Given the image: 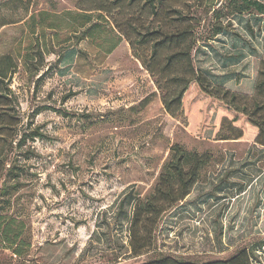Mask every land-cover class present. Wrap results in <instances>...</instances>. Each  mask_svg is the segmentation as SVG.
<instances>
[{
  "label": "rangeland",
  "instance_id": "374dc122",
  "mask_svg": "<svg viewBox=\"0 0 264 264\" xmlns=\"http://www.w3.org/2000/svg\"><path fill=\"white\" fill-rule=\"evenodd\" d=\"M176 4L179 20L150 11L145 0H32L21 23L0 24V53L17 65L0 87L8 98L0 102V189L12 159L25 172L18 191L0 194V214L23 236L20 256L0 247V264H142L163 256L208 262L240 251L264 264V148L215 141L214 128L195 136L199 105L190 97L182 109L171 107L173 115L165 112L160 97L180 89L172 78L183 71L166 65L175 48L152 56L139 36L159 26L185 30L195 38V68L249 100L264 54V14L220 18L225 28L211 38L214 9L196 0ZM38 45L42 57L25 66ZM35 129L41 137L16 151L19 136ZM174 144L210 161L186 199L161 217L151 250L132 258L131 204L151 192Z\"/></svg>",
  "mask_w": 264,
  "mask_h": 264
},
{
  "label": "trees",
  "instance_id": "16d2710c",
  "mask_svg": "<svg viewBox=\"0 0 264 264\" xmlns=\"http://www.w3.org/2000/svg\"><path fill=\"white\" fill-rule=\"evenodd\" d=\"M115 1L134 4L138 0ZM177 1L179 0H145V4L150 11L155 13L165 11L175 15L179 20L183 17V11L176 4ZM196 1L200 8L214 9V6L212 7L213 0ZM31 2L32 0H4L0 2V24L15 26L21 23L25 17V14L22 16L21 12H26ZM212 11V20L216 19V23L211 26V38H214L225 28L218 19L240 16L250 11L264 14V5L256 0H223L221 5ZM139 36L142 38V43H150L152 56H155L158 49L175 48V51L166 58V65L168 68L180 67L183 71V74L172 78L173 81L180 84V89L169 99L163 95L160 97L165 112L173 115L171 107L182 109L185 99L190 97L189 101L196 106L199 105V130L194 132L195 136L201 137L204 130L214 128L213 140L215 141L249 140L254 145L264 148V54L260 60L254 97L248 100L246 97L214 86L206 75L195 68L191 57L195 38L192 39L185 30H176L171 33L159 26L157 30L147 31ZM116 45V43L113 44L110 51ZM41 47L38 45L33 52V57L28 56V61L26 58L24 64H31L36 57L41 58L43 54ZM51 47L52 45H50ZM61 57L58 56V63ZM142 65L146 67L145 62H142ZM25 66L27 65L25 64ZM16 69L17 65L11 55L0 53V87L5 85V81L16 73ZM155 83L157 89L162 91L159 82ZM4 91L9 93L8 88ZM151 96L156 97V94ZM151 96L145 98L140 105L149 101ZM7 100L6 94H0V102ZM212 117L213 122L210 123ZM4 128L5 126L1 124L0 131ZM17 137L16 133L13 138ZM38 137H41V134L36 129L31 131L29 136L20 135L15 150H20L27 138L33 141ZM209 161L210 155L206 153L188 152L178 144L169 147L167 160L162 165L151 192L143 198H134L131 204V214L127 220L130 257L138 258L151 250L155 239V229L161 217L186 199L197 181L200 169ZM19 165L17 160L12 159L8 168H4V181L0 189L2 197H9L12 192L18 191L21 185L20 179L25 174L24 169ZM14 224L16 223L12 220L6 221L5 216L0 214V247L4 245L14 255L20 256L23 243L22 230L18 226H15L17 228L15 230ZM142 264H251V262L249 255L240 251L227 260L196 262L163 256Z\"/></svg>",
  "mask_w": 264,
  "mask_h": 264
}]
</instances>
